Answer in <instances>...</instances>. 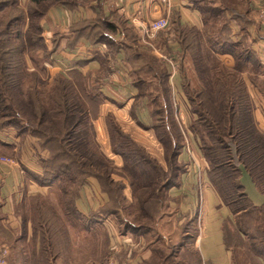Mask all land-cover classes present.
I'll return each mask as SVG.
<instances>
[{"label":"trees","instance_id":"1","mask_svg":"<svg viewBox=\"0 0 264 264\" xmlns=\"http://www.w3.org/2000/svg\"><path fill=\"white\" fill-rule=\"evenodd\" d=\"M28 2L29 25L24 33L17 32L16 44L7 35L9 27L20 17L10 14L7 21H4L5 17L0 18V132L13 128L22 138H37L40 148L47 150L49 157L39 161L42 172L29 174L43 186L62 182L60 196L66 199V207L60 209L61 217L59 211L46 204L43 196L29 198L23 225L31 223L32 243L21 245L18 239L10 237L11 244L2 247L9 249L5 264H27V258L29 264H58L59 261L63 264H97V261L109 264L112 256L109 253L98 259L86 255L78 259L74 254L71 257L68 239L71 217L82 216L87 230V225L93 222L92 217L104 214L102 206L88 215L77 208L79 193L91 177L99 181L102 192L113 203L107 216H117L123 233H140L146 238L154 235L147 243L152 256L142 264H200L194 248L189 256L183 254L186 247L182 239L189 235L186 231L191 222L174 229L170 220L173 215L170 214L169 190L180 184L181 175L188 172L192 164L189 158L181 159L184 155L188 157L187 143L174 116L169 73L165 66L150 53L129 57L137 74L138 99L147 100L152 106L151 128L163 147L164 163L136 142L115 116L108 113L105 123L112 153L123 160V165L119 166L103 150L95 127L105 100L100 87L107 71L104 61L103 68L95 76L73 70L44 79L29 67V59H36L34 54L40 51L42 43L45 49L41 21L49 8L56 4L71 8L76 1ZM215 2L205 0L197 3V8L203 13L207 27L212 29L208 35L209 46L220 45V50L231 53L236 59L233 69L225 68L211 52H203L195 30L176 28L175 38L195 61L205 86L194 94L185 88L192 113L189 131L199 143L212 186L233 214V219L225 224L224 240L235 264H239L238 251L246 252L252 264H264V205H254L241 182L245 170L264 195V132L256 122L254 104L244 81V74H247L264 97V66L248 47L246 36L240 43L229 39L227 20L222 17L224 11L215 7ZM13 4L17 5L18 1L13 0ZM241 21L246 23L247 19L242 17ZM92 27L95 29L90 28V38L104 40L100 27L95 24ZM104 28L115 31L112 25ZM106 41L110 42L109 53L113 54L115 40L107 37ZM45 52L44 60L52 63L54 50ZM209 55L214 62L211 66L206 59ZM134 118L138 121L136 115ZM128 188L132 200L125 192ZM124 217L131 218V221ZM36 238L40 241L39 248L34 243ZM108 240L106 237L107 246ZM177 253L185 260L176 263Z\"/></svg>","mask_w":264,"mask_h":264},{"label":"crops","instance_id":"2","mask_svg":"<svg viewBox=\"0 0 264 264\" xmlns=\"http://www.w3.org/2000/svg\"><path fill=\"white\" fill-rule=\"evenodd\" d=\"M75 1L77 4L71 8L62 4L53 6L41 21L45 44L49 51L54 50L53 62L44 64L42 71L54 75L78 70L84 75L95 76L105 64L106 77L100 83L105 100L101 106L100 116L95 121V127L102 137L105 136L103 143L105 146L109 140L110 147L107 148L110 149L112 156L109 154L108 156L121 166L122 158L112 153L105 116L112 113L125 132L129 131L123 123L129 122L130 128L135 126L145 134L154 133L151 128L152 106L149 101L138 99L139 91L135 85L137 74L129 57L133 54L150 53L161 61L169 73L168 84L172 101L179 102V108H173L174 116L181 118V121L177 120V122L180 127L182 126L180 123H183L184 127L181 128L184 130L187 143L191 144L200 165V170L197 171L195 165L191 163L192 168L181 175L180 184L169 190L172 202L170 214L173 215L170 220L174 229L186 223L194 224L192 246L199 255L200 264H235L233 254L227 249L224 240L225 224L233 219V214L223 204L212 186L208 166L199 143L187 125L192 120V113L185 88L194 94L203 90L198 89L204 87V84L195 61L185 51L182 43L175 38L177 27L182 30H195L197 38L200 37L203 52H211L227 69L235 67L236 59L231 53L220 50V45L209 46L208 35L212 32L205 24L203 13L197 8V3L205 0H171L169 8L161 6L158 0ZM214 6L224 11L222 17L227 20L229 39L234 43H240L246 36L248 47L254 51L257 59L264 66V0H216ZM159 17L168 18L169 27L152 39L144 38L132 22L133 19H137L140 24L148 23ZM242 17L247 19L244 25L239 22ZM92 24L100 27L104 40L93 41L90 38L92 29H95ZM109 25L114 27V32L105 30L104 27ZM243 26L245 29L242 28ZM107 37L115 40L113 54L109 53L110 42L106 41ZM169 60L174 61L178 66L174 77H171ZM244 81L249 89V83L251 85L252 83L247 74H244ZM249 93L253 98L250 90ZM135 115L138 121L134 118ZM0 141L2 142L0 144V246L11 244L10 237L18 239L21 245H30L33 240L31 223L27 222L25 226L23 225L24 214L29 209L27 200L36 196L48 197L51 195L53 185H40L29 172H42L39 161L47 159L49 152L40 148L37 138L31 136L22 138L13 128L0 132ZM144 147L151 154L150 149L146 145ZM187 158L185 155L181 156L184 161ZM241 182L252 203L263 206L264 195L258 191L245 170L242 172ZM128 190L129 188L126 191ZM88 192L89 190L84 186L78 200V207L83 208L79 210L85 215L98 210L97 207L88 209L89 204L92 203ZM104 196L107 201L106 194ZM111 227L119 230L115 224ZM111 227L104 228L108 232V243L112 249L111 264H121L123 258L130 259L127 262L131 264H142L150 259L152 250L140 233H132L136 239L122 235L120 246L124 249L121 259L117 251L119 246L115 247L119 241L114 240L115 236L113 239ZM162 229L165 231V226ZM34 243L39 248V239L36 238ZM141 245L144 246L140 251L138 248ZM26 261L29 264L28 258Z\"/></svg>","mask_w":264,"mask_h":264},{"label":"rangeland","instance_id":"3","mask_svg":"<svg viewBox=\"0 0 264 264\" xmlns=\"http://www.w3.org/2000/svg\"><path fill=\"white\" fill-rule=\"evenodd\" d=\"M17 1H18V4L15 5V4H13V0H9V2H7L5 0H0V18L5 17L4 21H7V19H9L8 16L10 14H13L15 16L20 17V19L15 23L13 22V24L8 29L9 33H8L7 37L10 39L11 42H14V44H16L15 39L17 37V32L21 30L24 33L27 30L28 25H29V17H28L29 2H28V0H17ZM56 5H58V4H56ZM56 5H54V6H56ZM52 7L49 8L48 12L52 9ZM22 12H24L23 18H22V14H21ZM10 17H12V16H10ZM239 22L241 23V25H244V23L241 20ZM208 30L210 32H212V29L209 27H208ZM42 44H41V48H39L40 51H38L36 54H34L36 59L35 60L29 59V61H28L29 67H30L31 71L37 72L44 79L53 78L56 74L51 75V74H49V72L44 73V71H42L43 65L49 63L46 60H44L45 59L44 54L46 53L45 51L49 52V49L47 48L46 44H45V49H43L44 44H43V46H42ZM16 58H19V57L17 56ZM206 59H208V62H209L208 64L210 66L212 64H214V62L210 60L211 55H209V57ZM31 64H33V65L30 66ZM204 88H205V86L201 87L198 90H201ZM249 90H250L252 97H253L251 99L253 101L254 108H255V114L254 115L256 118V122L258 124L259 129L261 131H263L262 129H264V97L250 83H249ZM172 105H173L174 109L179 108V102L176 100L173 101ZM175 118H176V121L177 120L181 121V118H179V116L175 117ZM179 122H177V123L179 124ZM191 122H192V120L190 121V123L188 122V124H187L188 127L191 124ZM128 123H123V124L125 125L126 129L129 131L128 133H130V135L133 137V139L136 142H138L140 145H143V146L146 145L150 149L151 154L155 158L161 160L164 163L163 147L159 143L158 139L156 138V135L153 132H148L147 134H145V133L141 132L135 126L130 128V126H128L129 125ZM180 124L182 125L181 127H184L183 123H180ZM7 129H9V128H7ZM100 134L101 133L97 132L98 140L101 143L103 150L105 151V153H107V155L109 154V156H112V154H110L111 153L110 149L108 150V148H107V146L110 147L109 140H107V142L105 141L107 143V146H105V144H103L104 140H105V138H104L105 136L102 137V135H100ZM186 137H188L187 131H186ZM185 141H186V143L188 142L187 138H185ZM189 146H190V149L192 150L194 158H197V162L199 163L198 156L195 155L191 144ZM191 172H193V171H191ZM30 176H32V175L30 174ZM115 178L119 179L120 177L115 176ZM52 185L53 186H52V190H51V195H49L48 197L44 196L42 198L46 202V204H48L49 206H53L54 209L59 211V213L62 217V211L60 209H65V207H66L64 205V201H66V199L64 197L62 198L60 196V190L62 188V182H55ZM84 186H86L87 189L89 190V192H88L89 197L91 195L90 199H91L92 203L89 204L88 209H94L96 207H97L96 209H98V207L102 206V209H103L102 211L104 214H102V217H97V216L92 217L93 222L90 226L87 225V227H89V229H87V230L84 227L85 222L82 219V216H81V218L71 217V223H68L69 224L68 225V227H69L68 228V230H69V238L68 239H69V243H70L69 245L71 248V257H73V254H74V255H78V259H81V258L83 259L84 255H86L87 258H90V259L92 257L93 258L95 257L98 259V257L101 256L102 254L108 255V253H109L111 255L112 249L110 248L109 243H108V246L106 243V237H107V240L109 238V236H107L108 232L104 228L106 226L111 227L112 224H115V226L117 225V227H119V230H117L116 227L115 228L111 227L110 231H112L113 239L116 237L114 240L116 241V239H117L119 241V244L117 243L116 244L117 246L115 245V247L119 246L117 251H119L118 256L121 257L122 251L124 249V248H122V246H120L122 243L121 242L122 241L121 240L122 235L124 234L125 237H130V239L131 238L136 239V237L132 236L133 235L132 232H127V233L124 232L123 233L122 229L120 230L121 227L118 224L119 222H118L117 216H115V215H111V216L108 215L107 216V214L110 213L109 209L111 208V206L113 208V203L111 204L109 196L106 193L102 192L100 183L96 178L91 177V178L87 179V182L84 184ZM125 192H126L128 198H130L132 200L131 190L129 189L128 191H125ZM105 194L107 197V201H105V196H104ZM80 197H81V192L79 193V198ZM87 200H89V199L87 198ZM29 202H30V200L28 199L27 200L28 208H29ZM76 205H77L78 209H83L82 207L81 208L78 207V201L76 202ZM84 209H85V206H84ZM118 217H123V215L122 216L118 215ZM124 218H128L131 221V218H129V217H124ZM64 221H65V219H64ZM66 224H67V222H66ZM228 226H229V229L231 231H233L232 226L230 224ZM194 227H195L194 224L191 223L189 225L187 231H186L189 234V235H187L188 237L184 236L185 238L182 239V241L185 243V247H186L185 250L183 251V254L185 256H187V255L189 256L194 251L193 246H192L193 245V239H190V237L195 234V228ZM141 233H144V231ZM137 236H138V234H137ZM143 237L145 238V243L147 244L149 241H151L154 238V235L152 237L146 238V236H144V234H143ZM171 243H175V242H171ZM143 246L141 245L138 249L141 251ZM2 247H4V246L0 247V255L2 254V251L4 250ZM29 247H28V249H29ZM6 249L8 250V254L5 257V259L9 255V249L8 248H6ZM10 253H11V251H10ZM236 255H237V259H238L239 264H252L250 262V258H248V255L246 252L238 251ZM144 256H145V254H144ZM175 257H176L175 258L176 263H180L183 260H185L184 257H182L181 255L179 256L178 253H177V255H175ZM5 259H4V263H5ZM121 259H122V257H121ZM127 261H130V259L127 260V258H123L120 262H121V264H131L130 262H127ZM76 262H77V259H76ZM86 263L87 262H79L78 264H86ZM58 264H63V262L59 261ZM97 264H106V263L103 261H100V263H98V261H97ZM109 264H111V258H110Z\"/></svg>","mask_w":264,"mask_h":264},{"label":"built area","instance_id":"4","mask_svg":"<svg viewBox=\"0 0 264 264\" xmlns=\"http://www.w3.org/2000/svg\"><path fill=\"white\" fill-rule=\"evenodd\" d=\"M159 4L163 7H167L169 8L171 5V0H158ZM264 18V16H263ZM133 24H135L137 26V28L139 29V32L141 33V35L146 38V39H152L154 37H156V35L162 31H165L168 27H169V19L166 17H159L154 19L153 21H150L148 23H142L140 24L137 19H133ZM169 64L171 66V77L175 76L178 66L176 65V63L172 60H169ZM184 131V130H183ZM188 158L190 160V162L192 164L195 165L196 170L199 171L200 170V165L197 162V158H194L192 150L190 149L189 144L187 143V151H186ZM8 254V250L4 249L2 251V254L0 255V264L4 263V259Z\"/></svg>","mask_w":264,"mask_h":264}]
</instances>
